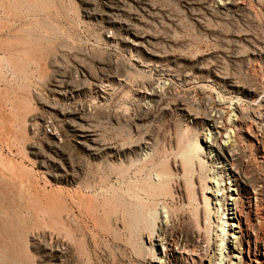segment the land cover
<instances>
[{
	"label": "rangeland",
	"instance_id": "obj_1",
	"mask_svg": "<svg viewBox=\"0 0 264 264\" xmlns=\"http://www.w3.org/2000/svg\"><path fill=\"white\" fill-rule=\"evenodd\" d=\"M262 105L264 0H0V264H198L220 234L179 153L239 126L264 264Z\"/></svg>",
	"mask_w": 264,
	"mask_h": 264
},
{
	"label": "bare ground",
	"instance_id": "obj_2",
	"mask_svg": "<svg viewBox=\"0 0 264 264\" xmlns=\"http://www.w3.org/2000/svg\"><path fill=\"white\" fill-rule=\"evenodd\" d=\"M220 5H222V3H220ZM151 91L150 93L142 92L141 95L148 97L156 92L152 87ZM262 106L264 112V105ZM217 107H219L217 113L222 116V112L225 111L221 108L226 107L222 103H217ZM236 120L237 119H233L232 123L236 122ZM207 121L211 123L210 126L207 124L209 128H212V125L219 127L218 121L216 122V120L212 118H206V122ZM221 130L223 134L217 131L211 133L210 130V133L204 134L202 138L203 145L199 143L198 140H194V147H185L181 149L179 153V166L183 174L192 166L195 157H197L198 163L203 164L202 166L206 168L205 181L210 185H203L204 182L202 180L203 183L200 182V191L196 197L199 202H197V205L200 208L199 216L200 218L207 214L212 216V209H215V214L213 215L220 234L218 235L219 240L216 238L214 245L217 247L218 252H213L208 255L196 253L189 258L192 263L198 264H235L232 260H236L237 258L239 259L238 261L236 260L237 264H252L253 262L254 264H259L258 256H260V254L251 261L248 258V253L250 250V241H253L254 245L257 246L256 237L259 235L260 224H256L255 227L249 228V225L245 218L242 217L238 207L240 201V185L238 180L241 175H243L245 164L240 160L239 149L235 146V139L238 137L237 134H240L242 131V128L239 126L238 131L236 130L237 133L229 129L222 128ZM245 137L250 139L251 135L247 133ZM215 160H221V162L214 166L212 163ZM199 167L201 166L199 165ZM199 171H201L200 168ZM251 193L255 198H260L262 196V189L259 186H253L251 188ZM178 194L180 198L188 199V193L186 194L185 189L184 191L179 190ZM247 204V211L250 212L252 204L251 202ZM218 208H221L222 211L219 214ZM227 210H229L230 213L226 214L225 212ZM228 214L230 216H228ZM161 224H166V220L161 222ZM195 230L196 229H193L192 234L197 237L200 236V230ZM157 241L159 242L158 245H160L158 254L163 257L165 253L162 249V245L165 241L162 238H158ZM237 245H239V247H237ZM262 251L264 257V248ZM235 252L238 256L234 255ZM151 261L153 264H162L159 257Z\"/></svg>",
	"mask_w": 264,
	"mask_h": 264
}]
</instances>
